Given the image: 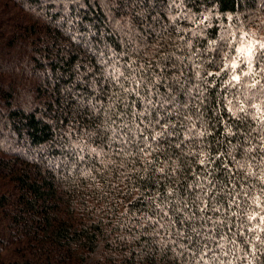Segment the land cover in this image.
Returning <instances> with one entry per match:
<instances>
[{
  "label": "trees",
  "instance_id": "obj_1",
  "mask_svg": "<svg viewBox=\"0 0 264 264\" xmlns=\"http://www.w3.org/2000/svg\"><path fill=\"white\" fill-rule=\"evenodd\" d=\"M261 44L264 0H0V264H264Z\"/></svg>",
  "mask_w": 264,
  "mask_h": 264
},
{
  "label": "snow or ice",
  "instance_id": "obj_2",
  "mask_svg": "<svg viewBox=\"0 0 264 264\" xmlns=\"http://www.w3.org/2000/svg\"><path fill=\"white\" fill-rule=\"evenodd\" d=\"M260 48H261V49H264V44H261V45H260ZM238 51H239L241 54H243V55H247L248 57H251V56H252V47H251V46H249V47H247V48L242 47V48L238 49ZM225 67H227V65H225ZM232 67L235 68L236 65L233 64ZM246 74H247V73H246ZM208 75H212V73H209ZM232 79L235 80V81H237V82H239V81H240V76H238V75H233V76H232ZM148 103H151V101H148ZM230 111H231V109H230ZM240 111H243V108H242V107H241ZM201 163H204V161L201 160ZM261 220L264 221V216H261Z\"/></svg>",
  "mask_w": 264,
  "mask_h": 264
},
{
  "label": "rangeland",
  "instance_id": "obj_3",
  "mask_svg": "<svg viewBox=\"0 0 264 264\" xmlns=\"http://www.w3.org/2000/svg\"><path fill=\"white\" fill-rule=\"evenodd\" d=\"M242 47H243V46H242ZM242 47H241V48H242ZM247 47H249V45H248V46H245L244 48H247ZM240 56H242V54H240ZM245 56H246L248 59H250V57H248L247 55H243V57H245ZM7 88H8V86L6 85V89H7ZM0 215H1V214H0ZM0 218H1V217H0Z\"/></svg>",
  "mask_w": 264,
  "mask_h": 264
}]
</instances>
